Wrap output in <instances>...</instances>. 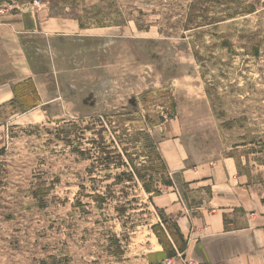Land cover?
I'll list each match as a JSON object with an SVG mask.
<instances>
[{
    "label": "rangeland",
    "instance_id": "1",
    "mask_svg": "<svg viewBox=\"0 0 264 264\" xmlns=\"http://www.w3.org/2000/svg\"><path fill=\"white\" fill-rule=\"evenodd\" d=\"M0 18L36 75L0 106V264H168L175 220L147 191L170 174L204 197L165 168L174 140L188 167L234 159L264 206V0H0Z\"/></svg>",
    "mask_w": 264,
    "mask_h": 264
},
{
    "label": "crops",
    "instance_id": "2",
    "mask_svg": "<svg viewBox=\"0 0 264 264\" xmlns=\"http://www.w3.org/2000/svg\"><path fill=\"white\" fill-rule=\"evenodd\" d=\"M50 22L41 27L46 37L70 35L66 30L73 32V36L79 34L78 23L58 31L57 23L45 27ZM4 70L8 72L3 73ZM35 76L20 30L0 18V106L13 102L19 86ZM27 113H20L27 116L22 120L33 125L36 116ZM0 125V131L6 132L5 124ZM161 150L167 168L175 176L180 174L194 192L193 197L204 195L200 203L193 204L197 199L189 197V192L186 194L187 188L175 185L165 187L162 194L153 198L161 213L174 218L186 242L185 249L179 250L171 241L177 257L170 258L162 247V258L182 264L181 254L197 264H264V206L242 182L234 159L227 157L188 167V155L177 140L167 142Z\"/></svg>",
    "mask_w": 264,
    "mask_h": 264
},
{
    "label": "trees",
    "instance_id": "3",
    "mask_svg": "<svg viewBox=\"0 0 264 264\" xmlns=\"http://www.w3.org/2000/svg\"><path fill=\"white\" fill-rule=\"evenodd\" d=\"M195 11H196V5L195 3L192 5L191 9H190V13H189V22H192V23H195L194 25L197 26V27H202V25L200 24H196V18H198L199 16L197 17H194L195 16ZM208 20V19H206ZM32 108V105L31 104H25L24 102H21L20 104H18V111L20 112H25V111H28ZM127 152V151H126ZM159 156V155H158ZM160 157V156H159ZM122 155H118V159H122ZM129 160L130 157L128 156ZM164 161V159H163ZM164 164H165V168H167V165L164 161ZM164 168V169H165ZM169 177L170 179H168V177H161L159 180H157L156 182H160L161 183V186L164 185L165 187H169V186H175V181L173 180V177H171V175L169 174ZM141 178V177H140ZM155 181V178L152 177L150 179V182L151 183H154ZM153 192V193H152ZM148 194H153L154 197L156 196H159L160 193H161V190L159 191V188L157 187V190L155 191H147ZM161 220H162V224L165 226V229L163 228V226L161 225L160 227H158V231H161L165 234H167V237L169 239V236H171V238L174 240V243H175V246L179 249V250H184L185 247H186V242L184 240V237L180 234V231L179 229L177 228V226L174 228H172L171 226H168L169 222L167 220H163V218L160 216ZM170 225V224H169ZM164 248L166 247L168 249V247L170 246L171 247V250H172V253L173 255L175 254V249H174V245H172V243L169 241V244H168V247L163 245ZM170 249H168L169 251ZM172 255V256H173ZM170 256V257H172Z\"/></svg>",
    "mask_w": 264,
    "mask_h": 264
},
{
    "label": "built area",
    "instance_id": "4",
    "mask_svg": "<svg viewBox=\"0 0 264 264\" xmlns=\"http://www.w3.org/2000/svg\"><path fill=\"white\" fill-rule=\"evenodd\" d=\"M179 258H181V261L183 262V264H197V263H194V262H191V261L185 260V259L182 257L181 254L179 255ZM167 263H168V264H174L175 261L172 260V259H168V260H167ZM198 264H199V263H198Z\"/></svg>",
    "mask_w": 264,
    "mask_h": 264
}]
</instances>
